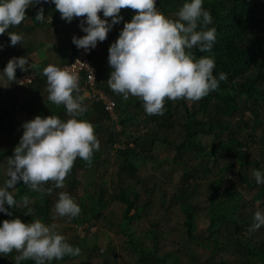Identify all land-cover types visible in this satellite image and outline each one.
<instances>
[{
    "label": "rangeland",
    "instance_id": "1",
    "mask_svg": "<svg viewBox=\"0 0 264 264\" xmlns=\"http://www.w3.org/2000/svg\"><path fill=\"white\" fill-rule=\"evenodd\" d=\"M176 14L177 12L175 17ZM120 15L123 19L111 28L112 35L107 39L100 60L105 72L101 83L110 95L102 88L101 90L118 103V109L115 111L117 119L112 120L107 115L106 119L101 120L98 128L94 126L100 146H104L109 137H112L113 144L109 155L106 158L103 156V147L94 152L93 160L96 165L88 169H76L74 175L66 177L63 188H55L51 182L42 185L45 188L52 187L51 194L42 195L31 191L23 181L17 183V190H13V193L19 191L23 196L30 198L28 207L33 209V221L40 219L45 224H55L56 231L64 235L67 241L77 238L84 244L80 248V255L54 260L53 264H140L139 251L127 245L129 238L141 240L143 249L156 254L162 259L161 264H203L205 261L264 264V260L247 262L251 249H256L264 255V226L249 231L255 212L258 209L264 212V184H257L253 175L257 170L264 174L263 102L260 101L254 106L259 111L260 124L254 123L249 111H243L234 117L224 116L222 120L226 128H220L218 125L205 126L207 132H198L194 138L186 139L183 143L186 135L182 127L189 118L177 101L165 102L164 114L168 106L172 107V128H160L154 123L158 115L149 116L140 98L130 96L124 101L122 95L113 92L107 83L112 72L108 62L109 48L135 12L132 9H122ZM109 20L111 23V18ZM82 22L86 26L84 18H74L71 22L66 20V28H62L64 34L59 38V43L61 40L65 44L72 42L73 37H77L83 30ZM44 32L53 37L59 31L45 28ZM25 37L23 36V40ZM22 46L23 42L12 46L8 33L0 35V116L4 112L12 118L17 116L20 119V123L15 124L13 130L9 126V119L2 122L0 147L4 150L9 147L10 142L18 145L24 132L23 124L37 115L58 116L61 120L70 118L64 105L58 106L48 100L47 81L36 88L34 84L23 86L17 81L11 82L4 75L3 70L11 58L26 57ZM68 55L69 50L57 54L52 61L53 65L61 68ZM263 62L264 54L259 56L258 64ZM20 70L17 68L16 77L21 76L17 74L22 72ZM258 70L259 67H253L245 75L249 76ZM34 71L43 76L37 69ZM261 71L264 73V69ZM185 101L187 107L194 103ZM83 102L88 116L77 118L94 123V116L90 115L92 107L87 100ZM249 105L252 104H247L246 107ZM197 118L205 122L210 121L206 115H198ZM232 133L236 137L235 141L246 145L251 160L257 163L258 167L252 164L240 169L229 157L210 156L213 140L218 138L217 141L227 144ZM145 135L153 138L154 145L151 152L140 154L135 151L130 158L135 173L130 176L120 169L121 161L117 154L126 148L133 150L132 142ZM180 144L181 150L176 152V147ZM231 145L235 144L231 142ZM13 154L7 155L0 163V187H3L8 179V160ZM78 159L80 158L76 160ZM121 177L122 189L127 190V198L133 200L137 197L135 206L144 207L139 218L128 224L123 232L120 224L124 205L116 199L121 188ZM217 182H222L219 188ZM61 191L69 193L79 204L81 212L77 217L69 219L55 215L54 207ZM216 192L218 196L225 198H228L227 194L234 196L227 200L225 206H221L223 198L216 200ZM98 199L101 201L98 202ZM97 204L102 206L99 210L100 219H88L89 213L97 208ZM5 207L11 212L10 206L6 204ZM25 210L27 211V208ZM2 215L9 216L0 212V216ZM131 215H134V210ZM187 222L191 223L190 226L195 231L194 239L187 236ZM147 257L143 263L150 264L153 256ZM0 264L15 262H9L0 256Z\"/></svg>",
    "mask_w": 264,
    "mask_h": 264
},
{
    "label": "clouds",
    "instance_id": "2",
    "mask_svg": "<svg viewBox=\"0 0 264 264\" xmlns=\"http://www.w3.org/2000/svg\"><path fill=\"white\" fill-rule=\"evenodd\" d=\"M40 0H35L39 3ZM61 18L71 22L84 18L83 37H73L78 48L90 50L98 42L106 40L113 25L120 22L122 9H132L135 15L124 27L118 39L109 48L108 62L112 68L107 83L110 89L121 94L124 101L130 96L143 101L148 115H163L166 100H188L196 102L218 88L214 76L215 60L211 56L196 58L191 51L211 52L217 39V29L209 27L213 17L203 7V0H188L172 18L157 8V0H52ZM33 0H0V35L10 27L19 26L26 18V10ZM103 13V19L100 13ZM107 18H111V23ZM35 20L43 23V8ZM12 46L23 42V35L8 32ZM17 68L27 72L38 69L29 63L28 57L11 58L4 75L11 82L17 81ZM24 73V72H23ZM42 75L47 79L48 100L55 105H64L68 116L37 115L23 124L24 132L8 160V179L0 187V212L11 216L8 206L27 208L25 215H32L28 207L30 198L24 195L21 201L10 189L18 182L31 191L51 194L52 187H42L51 182L55 188H63L65 179L74 167L77 158L92 164L94 152L99 151L100 141L94 125L78 119L87 108L78 94V77L67 68L48 64ZM220 73L219 80L226 79ZM19 83H23L20 81ZM29 84V83H28ZM26 85V84H25ZM257 184H264V174L253 173ZM259 204V201H257ZM58 217H77L81 208L67 192L61 191L54 207ZM264 226V212L257 210L249 231ZM55 224H45L40 219L25 223L20 218L5 219L0 225V254L13 257L15 264L33 260L35 264H49L65 256L76 257L81 249L73 247L64 235L56 231Z\"/></svg>",
    "mask_w": 264,
    "mask_h": 264
},
{
    "label": "trees",
    "instance_id": "3",
    "mask_svg": "<svg viewBox=\"0 0 264 264\" xmlns=\"http://www.w3.org/2000/svg\"><path fill=\"white\" fill-rule=\"evenodd\" d=\"M185 2H188V0H157V8L169 17L175 18V13L178 12L179 8L182 7ZM203 7L211 12L213 24L209 25V27H215L217 29V39L211 52H201L198 48H194L191 51L197 59L201 56H211L214 58L216 66L214 68L213 74L217 77L219 83L216 90L210 92L208 96L202 98L201 100L194 102L191 107H187L186 101L184 99L177 100L178 105L185 110L186 117L189 118V120H187V122L182 127L186 135L183 143L186 142V139L194 138L198 132H207L205 126L213 127L218 125L220 128H226V125L222 120L223 117H234L243 111H249L254 123L260 124L259 111L254 106H256V104L260 101L264 104V73L261 71L264 69V62L258 64L259 56L264 54V0H203ZM100 15H103V13L101 12ZM8 32H16L19 34V31L15 28H9ZM84 35H86V33L81 30L77 37H83ZM111 35L112 31L110 30L108 37H111ZM106 44V42L103 44V50ZM66 50H69V55L65 61V63H68L74 57L77 46L72 41L66 45ZM102 54L98 57L96 62L98 76L100 79L98 84L100 88L108 93L105 90V86H102L101 83L102 76L105 75L103 66L100 63V60H102ZM0 64L2 65L1 62ZM253 67H259V70L256 73H251L249 76H246V72L251 70ZM28 71L34 75L33 80L29 83L32 85L34 84V87L37 88L43 82L47 81L46 77L41 76V74H38L33 69L30 68ZM23 72L25 71L17 74L21 75ZM220 73H225L227 78L224 80H219ZM114 102L116 104L117 110L118 103L115 100ZM250 103L252 105L246 107V105ZM88 104L90 107H92L90 115L94 116L92 117V120L95 124H92L98 128L101 120L106 119L108 114L104 111L100 103L90 102ZM195 108L196 110H194ZM192 110L194 111L192 112ZM1 114L0 127H3L2 122H7L8 119L9 126L12 130L15 124L20 123V119L17 116L12 118V116L8 113L5 114L3 112ZM86 115L88 116L87 111L82 116ZM198 115H206L210 121L205 122L202 119H198ZM191 118L193 119L191 120ZM150 120H153V118H150ZM154 123H156V126H160V128H172V107L168 106L167 112L162 116L158 115V118L154 119ZM235 138L236 137L234 133H232L229 137V140L227 141V144L217 141L218 138L213 140L212 153L210 156L214 158L217 155H223L227 158L229 157L240 169L252 164L255 167H258L257 163L251 160V157L247 152L246 145L244 143L235 141ZM231 142H233L235 145H231ZM132 143L134 148L133 150L126 148L117 154L118 159L121 161L120 169L130 176L134 175L135 173V170L130 163V158L135 154V151H138L140 154L149 151L151 152V149L154 145V140L152 137L145 135L141 138H136ZM112 144L113 141L112 137L110 136L107 143L103 144L104 146H100V148L103 147L102 154L105 158L109 155ZM182 144L176 147V152L181 150ZM15 147V144L12 142H10L9 147L6 150H4L3 147H0V163L4 161V158L7 155L14 153ZM95 163L96 161L93 160L91 166H89L87 162L78 159L75 161L74 167L68 175H74L76 169L78 168L88 169V167L96 165ZM122 180L123 177H121L119 181L121 188L119 189L118 197H116V199L124 205L122 222L120 224V229L123 232V229L128 224L139 218L144 210V207L138 208L135 206L137 197H134L133 200H129L127 198V195L125 194V191L127 190L122 189ZM217 183L219 188L222 185V182ZM14 189L17 190V185ZM14 189H10V191L13 192ZM13 194L19 203L23 197V193L16 191ZM226 196L228 198H225V196H218L217 192L215 194L216 200L223 198L221 206H225L227 204V200H229V198L234 195L227 194ZM209 199L213 201L212 198ZM99 201H101V199H98V202ZM100 209H102V206L97 204V208L89 213L88 219H100ZM133 210L134 215L130 216V213ZM10 211L11 216H0V225H2L3 220L15 219L17 216L26 223L32 222L35 217L33 215H25L24 212H26V210L23 206L19 208L10 206ZM188 215L189 213H187V216ZM190 224V222L185 223V226L187 227L186 233L189 238L194 239L195 231L193 228H191ZM129 237L130 236L128 235V238ZM67 242H69L73 247L81 248L84 245L81 240L77 238ZM195 242L198 243V241ZM141 244V240H133L130 238L127 242V245L131 249L139 251L140 257L138 261L140 264H145L143 262L148 259V255L153 256V259L150 260V264L162 263V259H160L154 253L145 251ZM15 255H17L15 252L7 256L0 254V256L13 263L15 262L13 260ZM69 258H71V256H65L63 259ZM261 260H264V255L262 253H259L256 249H251L249 251V259H247V262L254 263L255 261ZM53 261L49 262V264H53ZM21 264H35V261L26 260L22 261ZM84 264H88V262H85ZM203 264L227 263L223 261L212 263L211 261H205Z\"/></svg>",
    "mask_w": 264,
    "mask_h": 264
},
{
    "label": "crops",
    "instance_id": "4",
    "mask_svg": "<svg viewBox=\"0 0 264 264\" xmlns=\"http://www.w3.org/2000/svg\"><path fill=\"white\" fill-rule=\"evenodd\" d=\"M47 1L50 0H40L39 3H35V0H33V5L26 10L25 20L19 26L10 27L17 28L19 34L26 36L23 40L22 49L28 57L29 63L38 65L37 70L40 73L48 63L53 64L52 61L57 54L66 51V45L68 44L63 43L62 40L59 43V38L64 34L63 29L66 28V20L62 19L61 14L55 10V4ZM41 8H43L45 14L43 23L35 20ZM45 28H51L59 32L51 37L44 32Z\"/></svg>",
    "mask_w": 264,
    "mask_h": 264
},
{
    "label": "built area",
    "instance_id": "5",
    "mask_svg": "<svg viewBox=\"0 0 264 264\" xmlns=\"http://www.w3.org/2000/svg\"><path fill=\"white\" fill-rule=\"evenodd\" d=\"M103 19V15H100ZM108 19V18H107ZM110 32V31H109ZM109 35V33H108ZM98 42L95 48L85 50L78 48L74 57L68 63L62 65V69L67 68L70 72L74 73L78 77L80 85L79 96L83 97V100L90 102L100 103L104 111L109 115L112 120H116L115 115L116 104L101 88L99 87V76L97 70V59L102 54L103 44L107 42ZM34 78V75L27 71L21 74L17 83L19 85H25L30 83ZM22 81L23 83H19Z\"/></svg>",
    "mask_w": 264,
    "mask_h": 264
}]
</instances>
